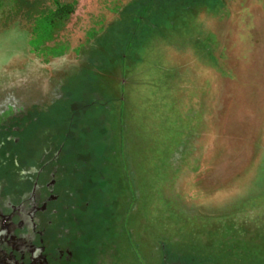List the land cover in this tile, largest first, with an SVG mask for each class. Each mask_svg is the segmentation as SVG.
Instances as JSON below:
<instances>
[{
	"label": "rangeland",
	"instance_id": "rangeland-1",
	"mask_svg": "<svg viewBox=\"0 0 264 264\" xmlns=\"http://www.w3.org/2000/svg\"><path fill=\"white\" fill-rule=\"evenodd\" d=\"M60 2L0 9V183L75 155L85 264H264V0Z\"/></svg>",
	"mask_w": 264,
	"mask_h": 264
},
{
	"label": "flooded vegetation",
	"instance_id": "flooded-vegetation-1",
	"mask_svg": "<svg viewBox=\"0 0 264 264\" xmlns=\"http://www.w3.org/2000/svg\"><path fill=\"white\" fill-rule=\"evenodd\" d=\"M60 151L51 161L40 158L35 164V154L24 155L26 166L16 171L18 182L0 183V264L86 263L89 250L76 244L82 234L74 222L75 211L89 198L74 187L75 155L64 162ZM61 166L68 167L62 175L57 171Z\"/></svg>",
	"mask_w": 264,
	"mask_h": 264
},
{
	"label": "trees",
	"instance_id": "trees-1",
	"mask_svg": "<svg viewBox=\"0 0 264 264\" xmlns=\"http://www.w3.org/2000/svg\"><path fill=\"white\" fill-rule=\"evenodd\" d=\"M5 2L10 4L6 16L8 22L24 21L31 25L34 34H39L44 27L52 29L55 24L66 20L74 13V4H64L60 0H0V9Z\"/></svg>",
	"mask_w": 264,
	"mask_h": 264
}]
</instances>
